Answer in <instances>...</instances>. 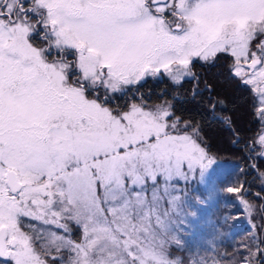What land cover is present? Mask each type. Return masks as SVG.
<instances>
[{
    "label": "snow or ice",
    "instance_id": "6c2138e0",
    "mask_svg": "<svg viewBox=\"0 0 264 264\" xmlns=\"http://www.w3.org/2000/svg\"><path fill=\"white\" fill-rule=\"evenodd\" d=\"M249 170L264 201V0H0V264H222L177 252L210 202L206 251L264 212Z\"/></svg>",
    "mask_w": 264,
    "mask_h": 264
},
{
    "label": "trees",
    "instance_id": "16d2710c",
    "mask_svg": "<svg viewBox=\"0 0 264 264\" xmlns=\"http://www.w3.org/2000/svg\"><path fill=\"white\" fill-rule=\"evenodd\" d=\"M198 71H203L202 69H198ZM212 73H217V72H223V69L220 68H216V69H212L211 70ZM223 77H221L222 79ZM163 87V85H161ZM224 91L226 92V94H228L230 97H234L236 99V103L238 105V109H237V116L240 118L239 119V125L240 127L243 129L245 128V125H243V122L245 120H247V117L245 116L244 113V108H243V96L245 95L243 93L242 89H236L234 86H229V85H225L224 86ZM247 123V122H246ZM218 128L217 127H212L210 129H207V133H213L217 131ZM210 135L209 141L211 144V147H215L213 149H215L216 151V155L219 154L221 157H224L225 159H232V158H236L237 161H234L236 163V165H238L240 168H246V163L245 160L243 159V157L245 156V152L241 151V149L243 148V146H239V147H233L232 145L229 144V139L224 136H217V135ZM217 145H220L221 147H218ZM250 163V161H249ZM241 180H247V184L246 186L250 188L252 195L249 197V199L259 205L261 203H264V201H259L256 200L255 198V193L260 191V182L259 180L255 179V173L251 172L249 170V174L248 175H241L240 176ZM216 206V204H215ZM223 206V205H221ZM212 210V207L208 205L207 207V214H210L208 216V219L210 218L211 215H214L216 217V213ZM241 213V212H240ZM217 218H215L214 220L216 221ZM252 224H255L256 227L255 229L252 228ZM210 228V227H208ZM230 233L228 234L229 238H223L222 241L218 240L217 241V245L215 246L214 250L211 251H206L208 245H207V239H210L211 237V233L207 231L206 229L202 230L201 236L198 240L199 243V247L201 248L200 251H196L194 249H196L197 246H195L194 248L192 247H186L185 250L181 251V252H177V255H183L186 257L191 258V256L195 258H197V256L200 255H205L207 256L210 260L211 259H218V260H222V261H228V257H226L227 252L230 251V248L235 247V245L237 243L240 242V234L243 232H248V231H252L254 233V238L256 239V243H259L261 240H264V212H261L259 210V207H257L256 211L253 213V218L251 219V222H249V218L248 219H243L238 221L237 224L232 225L231 229H230ZM243 231V232H241ZM203 239V240H202ZM252 241L254 242V239L252 238ZM255 243V242H254ZM197 244V243H196ZM264 246V245H262ZM219 252V256L216 255V253ZM243 252V251H242ZM239 253V252H238ZM237 253V254H238ZM229 262V261H228Z\"/></svg>",
    "mask_w": 264,
    "mask_h": 264
},
{
    "label": "rangeland",
    "instance_id": "374dc122",
    "mask_svg": "<svg viewBox=\"0 0 264 264\" xmlns=\"http://www.w3.org/2000/svg\"><path fill=\"white\" fill-rule=\"evenodd\" d=\"M162 87V86H161ZM247 122V120H245L244 122H243V125H245V128L246 127H250V125L248 124V123H246ZM208 134V137L209 138H212V137H210V135H213V133L211 134V133H207ZM214 135H217V136H224V137H226L227 136V138L229 139V134L227 133V132H223V131H221V130H217V131H215L214 132ZM213 135V136H214ZM218 147H216V148H219V147H221L220 145H217ZM213 148H215V147H213ZM212 148V151L214 152V153H216V151H215V149H213ZM217 156H218V158L220 159V161L225 165V167H226V169H231V168H234V167H236L237 165H236V163L234 162V161H237V159L236 158H232V159H225L224 157H221L219 154H217ZM208 205L209 206H211L212 207V210L216 213V217L214 216V215H211L210 216V218L208 219V216L210 215V214H207V207H208ZM208 205H206L202 210H201V212H200V215H199V218L197 219V221L195 222V224H194V226H189V231L185 234L186 235V239H187V246L186 247H192V248H194L195 246H197L196 247V249H194V250H196L197 252L198 251H200V247H199V243H198V240H199V238H200V236H201V233H202V230L203 229H206L207 228V231L208 232H210V233H212L213 232V225L215 224V218H217L218 216H219V212H218V210H217V207L215 206V202H210ZM222 205V204H221ZM220 205V208H221V210L223 209V206H221ZM214 213V214H215ZM233 214L235 215V216H237V217H239V219L238 220H235V221H229V223L231 224V225H235V224H237L238 223V221H240V220H243V219H248V217L245 215V214H243L242 212L240 213V212H235L234 210H233ZM208 227H210V228H208ZM231 231V230H230ZM241 232H243V231H241ZM228 236V235H227ZM225 237V238H229V237ZM252 238L254 239V242L252 241ZM203 240V239H202ZM207 241V245L209 244V242H210V239H207L206 240ZM197 243V244H196ZM253 244H256V239L253 237V232L250 230V231H248V232H243V233H241L240 234V242L239 243H237L236 245H235V247H233V248H230V251L229 252H227V255H226V257H228L227 259H228V261L230 262L231 261V258L234 256V255H236L238 252H244L245 251V248H244V246L245 245H249V246H252ZM203 255H200V256H197V258H199V257H202ZM205 256V255H204ZM191 258L192 259H194V257L193 256H191ZM196 259V258H195ZM227 261V262H228ZM228 262V263H229ZM222 264H225L224 263V261H222Z\"/></svg>",
    "mask_w": 264,
    "mask_h": 264
}]
</instances>
